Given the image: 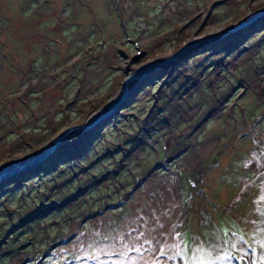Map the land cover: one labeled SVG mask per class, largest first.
Wrapping results in <instances>:
<instances>
[{
  "label": "rangeland",
  "instance_id": "374dc122",
  "mask_svg": "<svg viewBox=\"0 0 264 264\" xmlns=\"http://www.w3.org/2000/svg\"><path fill=\"white\" fill-rule=\"evenodd\" d=\"M262 10L264 0H0V166L97 115L138 66ZM257 22L133 81L117 116L61 144L70 153L0 182V264H106V241L138 242L136 223H123L171 186L173 232L141 247L144 264H264V16L244 27Z\"/></svg>",
  "mask_w": 264,
  "mask_h": 264
},
{
  "label": "water",
  "instance_id": "95a60500",
  "mask_svg": "<svg viewBox=\"0 0 264 264\" xmlns=\"http://www.w3.org/2000/svg\"><path fill=\"white\" fill-rule=\"evenodd\" d=\"M264 16V10L254 15L249 21L255 20L257 17ZM249 21H244L236 23L228 27L223 32H220L212 37H203L200 39H194L185 45H182L177 51L171 53L167 57L159 58L151 62H147L143 65L138 66L133 69L129 74H127L122 83L121 91L118 96L104 107L97 115L91 119H87L85 122L79 125H72L68 128L62 130L56 137L48 141L45 145L33 151L32 153L25 155L21 158L14 159L9 163L0 166V182L15 181L20 178H28L36 173H39L42 169L43 164H47L50 160V157L55 154L58 148L63 142H65L69 137L74 136L80 132L90 130L96 126V124L101 123V126H104L107 121L117 116L120 113L121 109L126 105V97L130 93V83L136 81L143 77L144 75L158 69L162 66L169 64L174 61L176 58L180 57L188 47L193 44L207 43L216 39H221L225 37L230 32L239 30L243 28ZM133 91L129 94L132 96ZM101 128V127H99Z\"/></svg>",
  "mask_w": 264,
  "mask_h": 264
},
{
  "label": "bare ground",
  "instance_id": "6f19581e",
  "mask_svg": "<svg viewBox=\"0 0 264 264\" xmlns=\"http://www.w3.org/2000/svg\"><path fill=\"white\" fill-rule=\"evenodd\" d=\"M209 25L205 24L203 25V28H208ZM210 31H206L205 34L200 33L196 38L194 39H200L203 37H212L211 35H208ZM219 33V32H218ZM217 34V33H216ZM215 35V34H213ZM206 44V43H205ZM204 48L206 47L203 45ZM260 91L264 93V76L262 77V81L259 84ZM164 194H159L153 196L155 197L154 200H151L148 202V204L141 206V204H137L138 201H133L132 204L135 203L136 206L143 207L142 210H139V218L140 220H132L128 222H124L123 224L126 225L134 224L135 231L132 233L133 235H138L139 239L137 241H131L128 237L123 235V232H120L119 235L114 238L113 240L109 239L105 243L106 248V257L107 261L106 264H121L117 263L118 261L122 260L123 264H144L145 263V257L148 255L146 252L141 250V247L147 246L149 249L150 247H158V244L156 241L158 240V237L160 236L162 239H167L169 234L173 232L172 225L168 223L169 215L174 212V207L177 206L174 205V202L176 203L175 195L173 194V187L165 188ZM156 227H162L160 232L158 230H155ZM169 232H167V231ZM149 245H148V244ZM132 248V250H131ZM151 250V249H149ZM155 250V249H153ZM132 251V252H130Z\"/></svg>",
  "mask_w": 264,
  "mask_h": 264
},
{
  "label": "flooded vegetation",
  "instance_id": "af4514ba",
  "mask_svg": "<svg viewBox=\"0 0 264 264\" xmlns=\"http://www.w3.org/2000/svg\"><path fill=\"white\" fill-rule=\"evenodd\" d=\"M254 20V19H253ZM256 22V21H255ZM254 22V23H255ZM254 23H253V25L252 26H248V27H243V28H241V29H245L246 28V30L247 31H250V30H252V29H254V28H256V27H259L258 26V23L259 22H257V24L256 25H254ZM236 24V23H235ZM234 25V24H233ZM225 37H228V36H225ZM224 38V37H223ZM228 39V38H227ZM216 40H218V39H216ZM193 41V40H192ZM214 41V40H213ZM220 42H222V41H220ZM185 45V44H184ZM200 45H205L206 47L208 46V42L205 44V43H200V44H193V45H191L190 47H188L186 50H190V48H193V47H197V46H200ZM205 47V48H206ZM198 48V47H197ZM197 48H193L191 51H193V50H195V49H197ZM202 48H204V46H202ZM209 48V47H208ZM182 57V56H181ZM177 59V58H176ZM175 59V60H176ZM43 166L45 167L46 166V163L45 164H43ZM248 251H250L249 249H248ZM251 252V251H250ZM260 252H261V254H262V256L263 257H260L261 259L260 260H258V261H256L255 259V261L256 262H259V261H261V262H263V258H264V250H260ZM237 261V259L236 258H234L233 260H232V263L233 264H235V262ZM259 264H261V263H259Z\"/></svg>",
  "mask_w": 264,
  "mask_h": 264
},
{
  "label": "trees",
  "instance_id": "16d2710c",
  "mask_svg": "<svg viewBox=\"0 0 264 264\" xmlns=\"http://www.w3.org/2000/svg\"><path fill=\"white\" fill-rule=\"evenodd\" d=\"M160 118V117H159ZM93 132H95V129H90V130H87L86 132H85V135L86 134H88V136H90V134L91 133H93ZM74 138H76V137H74ZM90 139V138H89ZM81 140V137H79L78 139H76L71 145H73V144H75V143H77V142H79ZM90 141H87V143H89ZM79 144V143H78ZM86 146H87V144H86ZM74 147V146H73ZM80 148H78V145L76 144V149H75V151H77V150H79ZM68 149L65 147V146H60L59 148H58V150L55 152V154H57V153H60V154H67V153H70V152H68L67 151Z\"/></svg>",
  "mask_w": 264,
  "mask_h": 264
}]
</instances>
